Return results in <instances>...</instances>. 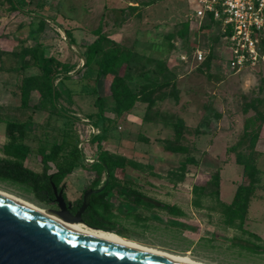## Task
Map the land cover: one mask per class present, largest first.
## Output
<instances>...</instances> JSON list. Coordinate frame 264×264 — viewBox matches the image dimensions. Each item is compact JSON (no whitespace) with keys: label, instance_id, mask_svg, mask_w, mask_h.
<instances>
[{"label":"rangeland","instance_id":"rangeland-1","mask_svg":"<svg viewBox=\"0 0 264 264\" xmlns=\"http://www.w3.org/2000/svg\"><path fill=\"white\" fill-rule=\"evenodd\" d=\"M14 1L17 7L0 0V158L6 157L2 148L9 141L4 123L31 118L39 126L25 140L31 148L25 166L40 172L37 148L48 149L54 141L72 137L82 166L65 178L64 191L70 201L82 195L94 175L89 165L98 153L92 138L102 130L98 127L94 134L86 122L96 111L94 71L87 69L83 76L76 72L82 69L85 51L79 44L93 41L95 32L102 30L130 51L128 62L118 70L129 86L150 91L149 102L137 101L117 117L111 78L98 85L107 117L103 148L129 161L114 181L138 191L149 203L110 196L114 227L125 238L210 264H264V61L239 72L225 69L219 31L198 30L190 20L193 0ZM138 3L149 5L130 9ZM65 30L71 31L75 46ZM179 30H184L183 36ZM110 46L106 41L102 49ZM32 47L44 48L46 55L73 68L71 78L61 74L55 81L59 95L55 107L43 101L47 111L19 107L22 77L39 73L28 54ZM195 49L217 58L202 65L193 57ZM31 102L42 104L38 93L32 94ZM248 118H253L249 130L258 133L256 143L246 141L230 151ZM175 122L183 125L179 143L187 147L185 154L164 150V139L175 137ZM238 153L251 158L258 169L244 215L230 206L237 187L248 183L244 166L237 163ZM49 167L54 171V165ZM106 179L103 173L102 181ZM0 189L56 209L37 201L27 186L0 179ZM162 204L174 205L180 214L168 212Z\"/></svg>","mask_w":264,"mask_h":264},{"label":"trees","instance_id":"trees-1","mask_svg":"<svg viewBox=\"0 0 264 264\" xmlns=\"http://www.w3.org/2000/svg\"><path fill=\"white\" fill-rule=\"evenodd\" d=\"M13 7H17L14 0H10ZM146 6L149 3H138L136 6H129L130 9H136L139 6ZM122 24L120 22L116 26ZM203 31L210 30V24L202 26ZM66 36L69 38V44L76 45L75 39L69 30H65ZM180 36L184 35V30H179ZM95 39L89 42H82L79 46L85 49L81 56L82 69L81 76H83L87 69L94 71L93 83L94 87L92 95L94 96V106L96 111L87 115L86 119L89 124L95 128L101 127L102 133L94 135L92 140L96 143L97 157L89 165L94 175L89 180L88 186L83 189L82 195L70 201L64 191V180L77 167L82 166V154L77 148L76 144L72 143V137L62 139L61 141H54L48 149L39 146L36 150V155L42 165L40 172L34 171L24 162L31 152L30 145L26 143V138L29 133L36 130L39 124L28 118L24 121L8 120L4 123L5 134L9 141L3 145V152L5 158H0V179L8 180L20 185L30 188L37 201L57 208L55 195L53 192L54 185L59 191L63 190V197L67 204H70L69 212L75 214L83 205V194L90 192L88 196V203L81 213V220L84 224L91 228L117 233L125 237V235L114 227L111 221L112 205L110 203V196L122 195L135 204H146L142 200L140 193L134 189L124 188L114 181L116 173L124 170L129 161L123 156L113 157L106 149L103 148V143L106 140V124L107 117H105V97L102 96L98 90V85L103 78L110 77V97L114 101L112 111L119 117L123 113L130 110L137 101L149 102L150 91H134L127 83L125 77L121 75L118 70L127 63L130 58V51L120 45L118 42L110 39L102 30L95 32ZM168 38L172 36L167 35ZM110 42L111 46L103 50L102 44ZM33 60V64L38 68L39 73L31 76H24L21 79L19 87V107L22 110L31 111H47L43 101H48L53 107L56 106V100L59 92L56 89L55 81L63 74L66 78H71L70 72L73 70L68 63L61 62L53 56L45 54L42 47L29 48L28 53ZM215 53H209L202 65L208 66L212 59H216ZM38 93L39 100L42 104L32 103V94ZM150 105V103H148ZM262 116L260 115V118ZM253 124V118H248L244 125V131L238 142L231 147L230 151H236L242 143L249 141L251 145L256 143L258 138L257 131H250L249 128ZM183 125L180 122L174 123L175 137L173 140L164 139V150L173 153H187V147L179 143L182 137ZM69 149V150H68ZM238 164L244 166V173L248 178V183L239 185L235 191L234 197L230 203L236 211L241 214L247 213L248 203L254 191V184L258 181V169L251 158L244 159L238 153L236 156ZM192 162V159H187ZM50 165H54V171H50ZM107 175V179L102 181V174ZM218 180L219 175H215ZM103 187L101 190L99 188ZM168 212L172 214H180V210L174 205L162 204ZM258 236V235H254ZM258 238V237H257Z\"/></svg>","mask_w":264,"mask_h":264},{"label":"water","instance_id":"water-1","mask_svg":"<svg viewBox=\"0 0 264 264\" xmlns=\"http://www.w3.org/2000/svg\"><path fill=\"white\" fill-rule=\"evenodd\" d=\"M52 187L57 208L47 210L65 221L83 223L81 213L90 192L85 193L80 209L71 214L63 190ZM0 264L172 263L115 245L79 228H71L54 217L0 196Z\"/></svg>","mask_w":264,"mask_h":264},{"label":"built area","instance_id":"built-area-1","mask_svg":"<svg viewBox=\"0 0 264 264\" xmlns=\"http://www.w3.org/2000/svg\"><path fill=\"white\" fill-rule=\"evenodd\" d=\"M193 3L190 20L197 29L210 24V30L220 33L225 69L239 72L264 61V0H193ZM193 57L201 63L206 55L195 49ZM181 59L187 61V55ZM86 122L92 133H98Z\"/></svg>","mask_w":264,"mask_h":264},{"label":"bare ground","instance_id":"bare-ground-1","mask_svg":"<svg viewBox=\"0 0 264 264\" xmlns=\"http://www.w3.org/2000/svg\"><path fill=\"white\" fill-rule=\"evenodd\" d=\"M0 196L13 200L15 202H18L20 204H23L27 207L35 209L51 217H54L55 219L59 220L60 222L64 223L65 225L71 228H79L95 237H98L100 239H103L115 245L124 247L126 249L135 251L137 253L143 254L145 256H148V257H151L157 260L166 261L172 264H210L204 261L194 259L190 255H187V254L172 253V252H168V251H165L159 248L148 246V245L133 241L131 239L125 238L114 232L93 229L81 222L65 221L61 217L57 216L56 214L51 213L46 208H43L35 204L32 201L26 200L25 198H22L20 196H17L15 194H12L2 189H0Z\"/></svg>","mask_w":264,"mask_h":264}]
</instances>
